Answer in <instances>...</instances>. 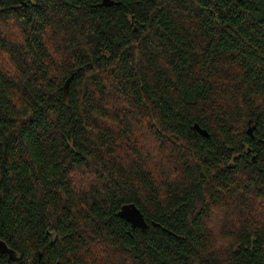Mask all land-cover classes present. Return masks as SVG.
Here are the masks:
<instances>
[{"label": "trees", "instance_id": "1", "mask_svg": "<svg viewBox=\"0 0 264 264\" xmlns=\"http://www.w3.org/2000/svg\"><path fill=\"white\" fill-rule=\"evenodd\" d=\"M112 1L0 0V264H264V0Z\"/></svg>", "mask_w": 264, "mask_h": 264}, {"label": "water", "instance_id": "2", "mask_svg": "<svg viewBox=\"0 0 264 264\" xmlns=\"http://www.w3.org/2000/svg\"><path fill=\"white\" fill-rule=\"evenodd\" d=\"M112 0H102L101 5L104 7H110L115 5ZM68 81L64 86V91L67 90ZM194 130L203 137H208V134L205 130L200 129L198 126L193 127ZM251 128L248 129V134H251ZM118 217L122 219L124 222L130 224L131 228H138L141 230H145L147 228V223L145 222L142 213L134 204H126L123 205L119 212ZM154 226H157L154 224ZM0 255H7L9 259H13L15 257V252L10 249L6 243L0 239Z\"/></svg>", "mask_w": 264, "mask_h": 264}, {"label": "rangeland", "instance_id": "3", "mask_svg": "<svg viewBox=\"0 0 264 264\" xmlns=\"http://www.w3.org/2000/svg\"><path fill=\"white\" fill-rule=\"evenodd\" d=\"M12 33L16 34V31L14 30V31H12Z\"/></svg>", "mask_w": 264, "mask_h": 264}]
</instances>
